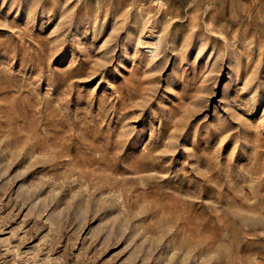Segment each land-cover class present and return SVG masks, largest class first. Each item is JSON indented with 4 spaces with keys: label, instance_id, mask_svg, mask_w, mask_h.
Wrapping results in <instances>:
<instances>
[{
    "label": "rangeland",
    "instance_id": "rangeland-1",
    "mask_svg": "<svg viewBox=\"0 0 264 264\" xmlns=\"http://www.w3.org/2000/svg\"><path fill=\"white\" fill-rule=\"evenodd\" d=\"M0 264H264V0H0Z\"/></svg>",
    "mask_w": 264,
    "mask_h": 264
}]
</instances>
